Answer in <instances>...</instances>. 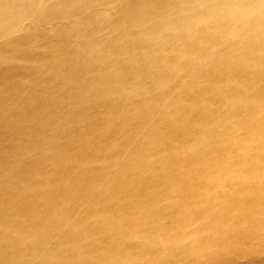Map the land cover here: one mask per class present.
<instances>
[{
	"label": "bare ground",
	"instance_id": "6f19581e",
	"mask_svg": "<svg viewBox=\"0 0 264 264\" xmlns=\"http://www.w3.org/2000/svg\"><path fill=\"white\" fill-rule=\"evenodd\" d=\"M82 208L123 240L57 232ZM169 210L153 253L123 228ZM261 229L264 0H0V264H185L187 234L225 264Z\"/></svg>",
	"mask_w": 264,
	"mask_h": 264
},
{
	"label": "rangeland",
	"instance_id": "374dc122",
	"mask_svg": "<svg viewBox=\"0 0 264 264\" xmlns=\"http://www.w3.org/2000/svg\"><path fill=\"white\" fill-rule=\"evenodd\" d=\"M103 35H104V33H102ZM50 91V90H49ZM107 163H103V166H102V163L99 165V166H97L96 167V170L99 172L100 170L101 171H103V172H108V171H106V169H105V167L107 166L106 165ZM114 168H110V170H111V172L110 173H114V172H117L119 169H120V166H113ZM188 171V170H187ZM196 183L197 184H199V185H201L200 187V189H199V192H198V194H200L201 196H203V194L202 193H207L208 191H210V188H207V187H205V186H202L203 184H202V179L201 180H198V181H196ZM196 188H199V187H196ZM196 188H194V189H196ZM187 190H191V189H189V188H187ZM232 193V192H231ZM188 195H190V194H188ZM195 196H199V195H194L193 196V198H195L196 199V201L197 200H199L197 197H195ZM141 197H143V196H141ZM127 198H128V196H127ZM139 197L138 196H136L134 199L133 198H131V200H130V203H132V204H134L136 201H138L139 203H141V201L143 200V199H138ZM158 200L160 201V205L161 204H165V203H169L168 201H166L165 199H164V197H158ZM172 203H169L168 205H177L176 206V210H178V209H182L184 206H182V204H186V205H190L191 206V202H192V205L195 203V201L193 200V201H191V198L188 200V201H186V200H184V201H181L180 200V198H178V197H174V198H172ZM199 201H201V200H199ZM178 203L180 204V205H178ZM137 204V203H136ZM80 205V204H79ZM181 206V207H180ZM133 207H135V205H132V206H130V209H129V212H133L134 211V208ZM82 210L84 211V209L82 208V209H79V210H76L72 215H71V218H72V220H73V222H74V224H72V225H70V224H68V225H64V227H63V225H61L59 228H58V230H57V232H64V233H66L67 231H68V234L70 235V236H73L74 237V239H76L75 241H86L87 240V242L90 244L91 242L92 243H94V241H101L99 244H102L103 242L105 243V245L106 246H112L113 247V245H114V243L116 242V244H118L119 243V241H122L123 240V237H122V235L120 234V233H118L117 232V230L118 231H120L122 228H119V227H116V226H111L110 224H104L103 222H100V223H98V224H94V222L92 223H90V217H87V219H85L83 222H82V224H76V222H77V220H76V218L78 217V216H82ZM174 214H171V210H169L167 213H165V212H163L161 215H163L161 218H160V222H158V221H155V217H150L149 218V221L147 222V223H150V224H148V225H146V226H144V225H140V226H138V225H132V226H130V227H127V226H124L123 228H125V229H133V232L134 233H141V234H148V233H151L150 234V236H152V237H155V238H153L154 240L153 241H148L147 242V244H146V247H145V252H149V253H151L152 252V250H151V248L152 247H157L156 245H159V246H161L163 243V241H164V239L169 235V237H172V235L173 234H175V232H177V228L175 227V226H173L172 224H171V219H173L174 217H175V214H178V212L176 211V212H173ZM226 215H227V219H228V221H230V220H233V219H235L236 217H239V216H237L238 215V213H236V212H227L226 213ZM78 219V218H77ZM168 219L170 220V222H168ZM152 222H155V225H154V223H152ZM50 224H51V221L49 222ZM173 224H174V222H173ZM158 225H161L162 227H164V228H168L169 230H164V229H162V230H158L159 229V226ZM175 225V224H174ZM71 226V227H70ZM95 226V227H94ZM106 226V227H105ZM110 226V227H109ZM158 226V227H157ZM80 227L82 228L81 230H80ZM93 227V228H92ZM105 227V228H104ZM181 227V226H180ZM51 228V227H50ZM74 228V229H73ZM79 228V229H78ZM182 228H188V229H190V231H193V230H197L196 228H198L197 226H194L192 223H189L188 225H184ZM77 229V230H76ZM235 229V228H234ZM250 229H252V228H250ZM85 230V231H84ZM238 231V229L236 230L235 229V232H237ZM121 232V231H120ZM205 232H206V230H205ZM241 233H242V231H240ZM63 233V234H64ZM168 233V235H165V234H167ZM244 233V232H243ZM252 233V232H251ZM165 235V236H164ZM253 235V234H252ZM262 235H264V230H260V231H257L256 232V237H259V236H261L262 237ZM95 237V238H94ZM260 237V238H261ZM150 238V237H149ZM185 242H186V244H188V245H193V246H196V248L194 249L195 250V253H193V254H191V256L189 257V259H187V257L186 256H184V254L181 252V253H179L178 252V249H174L173 251L176 253V257H177V259L178 260H181V261H184L185 262V264H204V262L202 261V260H200L197 256V251L200 249V248H203L204 247V244H203V242L204 241H197V242H193V241H191V239H189V234H187L186 236H185ZM237 240L236 241H241L240 240V238H236ZM247 240H249V241H256V240H252V239H246L245 241H247ZM72 241H74V240H72ZM91 241V242H90ZM188 241V242H187ZM150 242V243H149ZM91 243V244H92ZM238 244V245H237ZM237 244H236V250L238 251H240V249H241V251H246V247L247 246H249L250 245V247H251V249L250 250H248V251H252V255L251 256H244V258H246L247 259V262H246V260L243 258V257H237L234 261H230L231 263H229V261H227V263H225V264H264V257H261V256H264V252H262V251H264V246H258V245H256V243H251V244H247V243H245V244H240L239 242H237ZM240 244V245H239ZM247 244V245H246ZM212 245H214L213 243H212ZM218 245H219V242H218ZM242 245V246H241ZM244 245V246H243ZM238 246H240V247H238ZM258 247V248H257ZM199 248V249H198ZM257 251V252H256ZM258 251H259V253H258ZM153 253V252H152ZM256 254V255H255ZM260 254H261V256H260ZM260 256V257H259ZM186 257V258H185ZM210 257V255H206L204 258H202L203 260H207L208 258ZM252 257L254 258V261H252L253 259H252ZM158 258H159V260H158ZM155 257V259H156V263L157 264H165V260H164V257L163 256H159V257ZM196 258V259H195ZM239 258H240V260H239ZM219 259V258H218ZM243 259V260H242ZM248 259H250V260H248ZM252 259V260H251ZM256 259V260H255ZM237 260V261H236ZM220 261H225V259H221V260H219V261H215L213 264H222V262L220 263ZM259 261V262H258ZM217 262V263H216ZM219 262V263H218ZM255 262V263H254Z\"/></svg>",
	"mask_w": 264,
	"mask_h": 264
}]
</instances>
